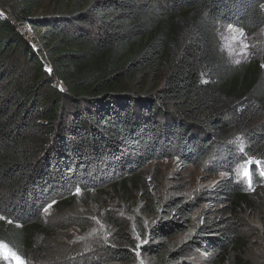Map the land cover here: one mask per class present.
I'll return each instance as SVG.
<instances>
[{
	"label": "trees",
	"instance_id": "16d2710c",
	"mask_svg": "<svg viewBox=\"0 0 264 264\" xmlns=\"http://www.w3.org/2000/svg\"><path fill=\"white\" fill-rule=\"evenodd\" d=\"M0 11V242L24 264H59L47 261L62 253L45 242L49 205L123 188L149 163L196 167L221 149L230 173L263 165L264 71L230 63L218 31L261 30L264 0H0ZM243 190L229 179L204 195L221 204ZM154 205L158 243L141 249L151 264H193L192 251L246 264L237 224L216 215L168 250L195 206ZM137 252L105 245L76 264H133Z\"/></svg>",
	"mask_w": 264,
	"mask_h": 264
},
{
	"label": "rangeland",
	"instance_id": "374dc122",
	"mask_svg": "<svg viewBox=\"0 0 264 264\" xmlns=\"http://www.w3.org/2000/svg\"><path fill=\"white\" fill-rule=\"evenodd\" d=\"M22 31L36 47L28 26L22 27ZM218 38L230 63L259 64L264 71V27L254 34H246L233 26L223 25L219 28ZM234 148L236 153L245 149L239 143ZM229 161V154L219 149L205 164L196 167L184 168L177 160L153 162L132 175L123 188H103L70 205L52 204L45 219L56 230L45 242L51 247V253L59 250L62 253L47 261L76 264L96 255L101 246L110 245L138 250L133 264H151L141 249L158 243H153L148 235L159 217L154 204L180 199L192 203L195 209L188 217V229L168 240V250L181 248L204 218L216 215L237 224L241 237L237 247L239 260L246 264H264V163L259 165L254 159L251 164L250 160L238 162L235 171L230 173L226 166ZM252 166L257 168L252 170ZM245 170L249 171V177H245ZM229 179L244 187L243 199L221 204L208 201V196L204 195L206 190ZM208 256L192 251L186 252L183 260L205 264ZM17 258L15 252L0 242L2 262L18 264ZM19 262L24 264L20 258Z\"/></svg>",
	"mask_w": 264,
	"mask_h": 264
},
{
	"label": "snow or ice",
	"instance_id": "6c2138e0",
	"mask_svg": "<svg viewBox=\"0 0 264 264\" xmlns=\"http://www.w3.org/2000/svg\"><path fill=\"white\" fill-rule=\"evenodd\" d=\"M249 163L251 164V163H253V161L250 160ZM256 163H259V162L256 161ZM262 174H264V173H262ZM244 175H245V177H249V176H250L249 171H248V170H245ZM78 191H79V189H78ZM50 206H51V205H49V207H50ZM145 243H147V241H145ZM17 260H18V264H22V262H19V258H17Z\"/></svg>",
	"mask_w": 264,
	"mask_h": 264
},
{
	"label": "built area",
	"instance_id": "2783aa9c",
	"mask_svg": "<svg viewBox=\"0 0 264 264\" xmlns=\"http://www.w3.org/2000/svg\"><path fill=\"white\" fill-rule=\"evenodd\" d=\"M46 70V69H45ZM50 70V69H49ZM49 70H46L48 73L50 72ZM59 89H60V87H59Z\"/></svg>",
	"mask_w": 264,
	"mask_h": 264
},
{
	"label": "bare ground",
	"instance_id": "6f19581e",
	"mask_svg": "<svg viewBox=\"0 0 264 264\" xmlns=\"http://www.w3.org/2000/svg\"><path fill=\"white\" fill-rule=\"evenodd\" d=\"M0 14H1V12H0ZM3 14H1V16H2ZM46 70H49L48 68H46Z\"/></svg>",
	"mask_w": 264,
	"mask_h": 264
},
{
	"label": "water",
	"instance_id": "95a60500",
	"mask_svg": "<svg viewBox=\"0 0 264 264\" xmlns=\"http://www.w3.org/2000/svg\"><path fill=\"white\" fill-rule=\"evenodd\" d=\"M5 17V16H4ZM50 71V70H49Z\"/></svg>",
	"mask_w": 264,
	"mask_h": 264
}]
</instances>
